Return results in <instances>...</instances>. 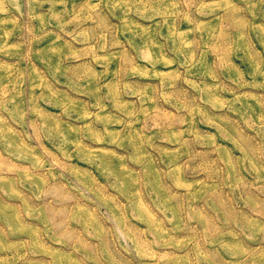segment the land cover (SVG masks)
I'll return each instance as SVG.
<instances>
[{
  "label": "rangeland",
  "instance_id": "rangeland-1",
  "mask_svg": "<svg viewBox=\"0 0 264 264\" xmlns=\"http://www.w3.org/2000/svg\"><path fill=\"white\" fill-rule=\"evenodd\" d=\"M0 264H264V0H0Z\"/></svg>",
  "mask_w": 264,
  "mask_h": 264
}]
</instances>
